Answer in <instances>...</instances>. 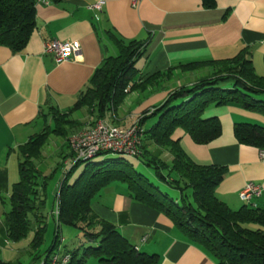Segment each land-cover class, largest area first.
Wrapping results in <instances>:
<instances>
[{
  "label": "crops",
  "instance_id": "crops-1",
  "mask_svg": "<svg viewBox=\"0 0 264 264\" xmlns=\"http://www.w3.org/2000/svg\"><path fill=\"white\" fill-rule=\"evenodd\" d=\"M98 1H102L100 11L91 7ZM52 39L71 42L80 50L70 60L56 62L51 53L43 51L44 43ZM132 41L142 44L135 61L137 80L178 64L229 60L242 51L255 73L264 77V0H216L212 8H204L201 0H62L36 4L34 28L24 47L14 52L0 45V262L10 264L1 256L2 244L10 240L2 218L10 210L6 211V202L10 206L12 186L19 180V147L44 128H53L57 112L67 113L76 121L70 132L90 126L94 115L86 107L76 108L77 100L104 60L118 55V43ZM162 89L127 91L121 104L108 111L103 120L118 129L126 128L139 113H130L134 104L149 93L163 102L166 97L161 95L165 93ZM138 104L137 108L141 102ZM203 117L218 118L221 133L217 138L198 144L177 128L174 139L196 164L224 167L225 175L215 187V195L228 207L236 210L248 205L264 210V192L249 202L239 196L248 182L264 185V149L240 143L234 135L236 123H264V113L229 102L206 107ZM53 137L58 138L54 145L63 162L68 158L69 144L52 135L46 145ZM154 147L163 154L161 159L171 160L166 150L149 142L148 148L153 151ZM61 161L56 166L60 167ZM90 208L138 252L152 256L150 264H218L168 216L133 199L120 181L102 187Z\"/></svg>",
  "mask_w": 264,
  "mask_h": 264
},
{
  "label": "trees",
  "instance_id": "trees-1",
  "mask_svg": "<svg viewBox=\"0 0 264 264\" xmlns=\"http://www.w3.org/2000/svg\"><path fill=\"white\" fill-rule=\"evenodd\" d=\"M60 1L49 0L50 3ZM201 1L204 8L216 4V0ZM36 4V0H0V45L8 46L14 52L24 47L34 28ZM141 46L135 41L127 45L118 43V55L104 60L90 86L80 94L75 107L89 109L95 119L91 125L121 104L127 86L131 90H144L164 74L156 72L143 80L136 79L135 61ZM201 64L212 66L210 78H204L194 86L169 91L163 102L153 106L150 114L146 110L138 117L141 127L150 118H155L156 122L150 129L143 130L141 154L136 157L144 158L157 180L175 194L169 189L171 193L163 191L127 163L113 167L112 164L122 162L121 158L103 163L83 161L86 168L73 184H69L68 177L80 161L64 174L58 185L57 222L52 214L53 207L50 210L56 229L51 246L41 254L36 251L44 241L48 219L41 209L48 179L58 166L45 174L35 161L41 159L42 149L50 136L66 141L76 121L67 113L57 112L53 128H44L19 147V180L12 186L10 210L5 213L3 222L7 237L12 241H19L33 231L29 246L36 254L32 253L30 261L49 252L52 245L59 242L57 227L66 225L81 229L89 243L86 247L81 244L68 250L71 254L69 264H87L88 257L95 258L99 264H150L152 256L138 252L112 224L91 211L90 202L101 188L120 181L126 184L133 199L168 216L176 228L202 246L218 264H264V210L248 205L236 210L228 207L215 195V187L225 175L224 167L196 164L173 137L174 131L180 128L198 144L217 138L221 133L218 118L203 117L205 108L210 105L236 102L264 113V77L255 73L243 51L229 60H204L177 66ZM234 135L240 143L264 149V125L236 123ZM149 142L166 150L171 160L152 155ZM70 155L69 149L66 157ZM38 197L42 199L39 202Z\"/></svg>",
  "mask_w": 264,
  "mask_h": 264
},
{
  "label": "rangeland",
  "instance_id": "rangeland-1",
  "mask_svg": "<svg viewBox=\"0 0 264 264\" xmlns=\"http://www.w3.org/2000/svg\"><path fill=\"white\" fill-rule=\"evenodd\" d=\"M213 73L212 66H204V65H180L176 67H172L168 69L167 71H164V74L160 76L158 79H155L153 84H151L148 87H151V89L160 88L162 87V96L165 97L168 95L169 91H177L179 89H182L184 87L194 86L199 83V81L203 80L204 78H210ZM130 87L127 86L126 89H124V92L130 91ZM153 93H149L146 97L141 98L140 101L136 102L132 108V111L130 113H134L136 115V119L139 117V115L142 114V112L146 110H150V106H155V104H150V102L154 103H160L159 101L154 100L152 96H150ZM151 97V99H145L148 97ZM145 99V100H143ZM140 107L137 108L140 103ZM150 104V105H149ZM135 119V120H136ZM93 120H95L93 118ZM156 122L155 118H150L146 120L142 124V129L148 130L150 129ZM261 125H264V123H261ZM71 134V133H70ZM54 139L58 140V138L49 139L48 145L44 146L42 149L43 156L40 160L35 161L36 163L39 162L37 165L40 166V170H42L45 174H48L51 172V168L55 167L57 163H59L60 155L56 152V148L54 145ZM61 140V139H59ZM67 140V139H66ZM64 150V149H63ZM149 151L151 154L162 157L163 154H161L160 151H158V148L154 147L153 151L151 148H149ZM67 155V154H66ZM65 156V155H64ZM114 158H121V163H115L112 164L113 167H120L122 164L127 163V165H130L133 169H135L137 172L143 174L148 179H150L156 186H159L163 191H172L169 187L168 189L165 188L166 185L160 183L157 180V177L154 175L153 170L146 165L144 158L141 157H131V156H125L120 155L116 153L111 152H105L100 153L96 155L95 157L91 158L89 161L91 163H103L104 161L110 162L111 159ZM67 159V158H66ZM167 161V160H166ZM67 165L61 164L58 169L53 173V175L48 179L47 185H46V199L44 206L42 207L41 211L44 215L48 216L47 219V230L44 234V241L40 248L37 250V253H41L44 249H47L51 246L53 236H54V230L56 229V224L53 221L50 210L53 207V200L55 197V193L59 190L58 183L62 178V175L64 174V169ZM86 168L85 162H80L74 170L71 172V175L68 177V183L73 184L75 180L78 178V176L82 173V171ZM57 185V189L55 191L54 187ZM171 193V192H169ZM172 194L175 193L172 191ZM59 195V192H58ZM42 199L38 197V202ZM6 211L9 210L10 206L8 201L6 202ZM4 218V217H3ZM2 218V219H3ZM61 236L63 237V242H61V247L68 249V250H74L81 244L86 247L89 245L87 241V237L84 235L83 231L81 229L70 227L66 225H59L58 227ZM33 231H30L28 235L19 240V241H11L8 240L4 242L2 245V260L4 262H8L10 264H29L31 261V257L33 256L29 247V242L32 239ZM95 243H91V245H94ZM30 251V252H29ZM31 253V254H30ZM34 253V252H33ZM88 264H97V260L93 257H88Z\"/></svg>",
  "mask_w": 264,
  "mask_h": 264
},
{
  "label": "built area",
  "instance_id": "built-area-1",
  "mask_svg": "<svg viewBox=\"0 0 264 264\" xmlns=\"http://www.w3.org/2000/svg\"><path fill=\"white\" fill-rule=\"evenodd\" d=\"M37 4H49V0H36ZM94 10L100 11L102 1L91 6ZM80 50L79 46L66 41L56 39L44 43L43 51L51 53L56 62L70 60ZM153 111L151 108L147 114ZM142 127L138 119L133 121L124 129H118L103 119L96 120L92 125L72 132L67 137L71 155L63 160L67 166L64 169L66 174L75 164L80 161L90 160L101 152H111L125 156L136 157L141 154ZM264 192V185L248 182L239 193L240 198L249 202L253 196H259ZM58 191L55 193L52 214L57 222L59 214ZM59 242L52 245L49 252L32 260L29 264H69L71 254L61 247L63 237L57 227Z\"/></svg>",
  "mask_w": 264,
  "mask_h": 264
}]
</instances>
